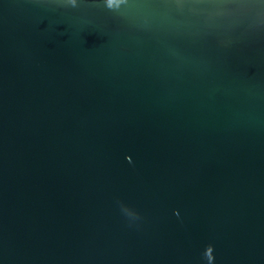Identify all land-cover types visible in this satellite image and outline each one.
Returning <instances> with one entry per match:
<instances>
[{
	"label": "water",
	"instance_id": "1",
	"mask_svg": "<svg viewBox=\"0 0 264 264\" xmlns=\"http://www.w3.org/2000/svg\"><path fill=\"white\" fill-rule=\"evenodd\" d=\"M0 264H264V0H0Z\"/></svg>",
	"mask_w": 264,
	"mask_h": 264
},
{
	"label": "clouds",
	"instance_id": "2",
	"mask_svg": "<svg viewBox=\"0 0 264 264\" xmlns=\"http://www.w3.org/2000/svg\"><path fill=\"white\" fill-rule=\"evenodd\" d=\"M112 0H109V7H111Z\"/></svg>",
	"mask_w": 264,
	"mask_h": 264
}]
</instances>
